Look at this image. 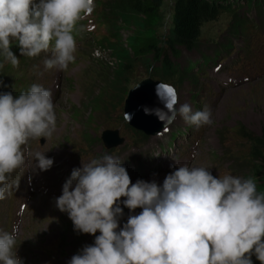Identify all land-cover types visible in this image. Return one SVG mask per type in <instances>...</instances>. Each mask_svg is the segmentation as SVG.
<instances>
[{
  "label": "rangeland",
  "instance_id": "374dc122",
  "mask_svg": "<svg viewBox=\"0 0 264 264\" xmlns=\"http://www.w3.org/2000/svg\"><path fill=\"white\" fill-rule=\"evenodd\" d=\"M115 1L94 0L93 13L99 22L104 21L103 32L109 39L116 33L124 43L131 45L134 62L130 71L118 79L113 78L116 57L107 55L108 46L106 54L93 51L95 47L88 45L94 43V38L82 27L78 32L81 33L79 42L76 41L79 49L66 71H45L43 60L49 54L41 53L35 58L21 56L15 41L11 50L18 57L19 66L13 67L0 56V63H3L0 68V92H12L14 96L26 92L35 83L36 72L50 79L62 74L66 89L65 95L55 105V131L51 137L44 138V144L39 143L41 137L33 145L46 158L50 156L54 159L57 166L54 176L51 177L48 170L44 171L46 181L40 186L39 196L32 201L29 194L28 199L24 195L9 198L10 194H6V198L0 200V221L8 228H12V225L19 228L20 242L16 253L23 264H69L72 256L79 254L84 246L94 244L95 236L76 231L68 214L56 207V199L53 198L57 191L56 183L62 182L72 168L81 167L82 160L88 161L104 154L117 158L124 156V159L132 161L129 157L138 150L170 142L180 137L182 130L190 129V124L179 114L172 123L150 135L130 125L124 117L125 99L130 89L147 78L173 86L177 95V109L180 105L188 104L193 112L205 108L210 110L213 123L203 128L201 137L185 134L182 139H176L183 147L201 143L203 157L199 166L209 168L214 177L225 174L253 177L257 191L264 192V144L258 146L260 157L256 160L252 153L255 137L264 132V60L259 63L248 61L246 52L228 56L235 43L242 45L250 40L252 18L256 20V14L264 13V0L249 5L247 0H239V9L223 10L217 19L205 22L201 27L198 46L191 51L184 47L176 51L167 50L165 39L172 28L174 0H164L159 9L141 14V22L136 26L133 21L123 26V21L109 14L111 3ZM235 13L245 23L237 28V32L233 26ZM114 19L115 22L111 21L110 24V20ZM251 39L256 41V38ZM258 42L262 43V39L259 38ZM229 43L232 45L229 46ZM218 48L227 52L219 50L220 53H217ZM261 51L264 52V49ZM211 54H218L219 58L228 56L227 62L234 66L229 75L236 79L240 77L245 83L218 89L212 78L198 76L195 65L197 72L202 73L209 63L203 57ZM165 55L168 56L167 60H164ZM244 61L247 64L241 65ZM165 62L174 66L171 72L162 71ZM181 70L186 72L182 77L179 74ZM251 75L260 78L244 80ZM40 80L44 81V78ZM114 130L119 131L118 136L124 141L109 149L104 144L103 134ZM31 149L28 153H32ZM28 153L26 161L29 164L33 162V155L29 156ZM253 163L256 168H252ZM35 174L42 176L43 171L38 168ZM166 176L158 175L144 181H155L162 185ZM20 203H26L27 207L20 209ZM120 206L123 208V215L118 218L120 227L130 215H138L142 211L140 208L130 211L122 203ZM99 234L97 232L95 235ZM252 260L253 263H260L255 256Z\"/></svg>",
  "mask_w": 264,
  "mask_h": 264
},
{
  "label": "clouds",
  "instance_id": "9594fccd",
  "mask_svg": "<svg viewBox=\"0 0 264 264\" xmlns=\"http://www.w3.org/2000/svg\"><path fill=\"white\" fill-rule=\"evenodd\" d=\"M93 9L94 0H0V56L18 67L11 50L15 41L21 56L49 54L45 71H66L75 60L76 24ZM164 91L166 111L153 113L162 123H172L177 114L196 127L213 123L209 109L193 112L188 104L176 109L174 89L164 86ZM55 129L49 89L34 83L18 96L0 92V200L19 185V179L10 180L25 164L24 146L51 137ZM34 161L41 171L53 165L39 151ZM81 165L64 183L56 207L68 214L76 231L94 235L95 241L69 264H253V256L264 264V192L257 191L253 177H214L207 167L184 165L158 185L132 183L119 158L109 154ZM121 203L130 211L142 209L122 227ZM16 243L15 227L0 230V264H23Z\"/></svg>",
  "mask_w": 264,
  "mask_h": 264
},
{
  "label": "trees",
  "instance_id": "16d2710c",
  "mask_svg": "<svg viewBox=\"0 0 264 264\" xmlns=\"http://www.w3.org/2000/svg\"><path fill=\"white\" fill-rule=\"evenodd\" d=\"M163 1L164 0H116L114 3H111L109 14H112L116 20L123 21V26H127V23L131 24L132 21L136 26L141 22V14L159 9ZM247 1L250 2L248 4H253L256 3L257 0ZM235 8H240L239 0H174L172 28L165 39L167 50L176 51L179 47H184L190 51L196 49L201 35L202 25L207 21L217 19L219 13L223 10L233 11ZM234 18H236L235 25L233 22V26H235L234 31L237 32V28L243 26L245 23H243L242 19L239 18L236 13L234 14ZM115 19L110 20V24L111 21L114 23ZM102 24L104 25V21H101L98 25L99 30L102 33H96L97 39L95 38V40L97 44H101L103 47L108 46V56L111 54L109 57H116V67L113 69V78L118 79L130 71L131 63L134 62L132 51L130 49L131 45L129 42L124 43L119 34L116 33H113L112 39H109V37L103 32L104 29ZM228 45L231 46V43ZM216 50V52H218L219 50H223V48H218ZM167 58L168 56L165 55L164 60H167ZM163 68V72H171L174 66L169 62L168 64L165 62ZM179 74L182 77L186 72L181 70ZM249 137L251 138V136ZM255 140L256 141L253 142L254 147L252 148V153L253 158L256 160L260 157L258 146H263L264 144V132L262 135L256 136ZM251 166L254 168L255 163ZM235 170L239 169L235 168ZM254 174H256V171Z\"/></svg>",
  "mask_w": 264,
  "mask_h": 264
},
{
  "label": "water",
  "instance_id": "95a60500",
  "mask_svg": "<svg viewBox=\"0 0 264 264\" xmlns=\"http://www.w3.org/2000/svg\"><path fill=\"white\" fill-rule=\"evenodd\" d=\"M164 86L173 88L170 84L162 83L160 80L147 78L129 90L125 99L124 112L130 125L143 130L149 135L165 128L167 124L162 123L157 115L153 114L157 110L162 113L166 111L165 104L168 97L165 94ZM174 92L176 94L175 89ZM175 107L177 109V103ZM118 134V130L103 134V141L107 148L111 149L123 143L124 139H120Z\"/></svg>",
  "mask_w": 264,
  "mask_h": 264
},
{
  "label": "bare ground",
  "instance_id": "6f19581e",
  "mask_svg": "<svg viewBox=\"0 0 264 264\" xmlns=\"http://www.w3.org/2000/svg\"><path fill=\"white\" fill-rule=\"evenodd\" d=\"M251 1V0H250ZM243 2V1H242ZM247 3V2H246ZM248 3H250V2H248ZM249 5V4H248ZM245 14V13H244ZM112 18V17H111ZM115 28H117V27H115ZM96 38V37H95ZM99 38V37H98ZM104 38V37H103ZM102 38V39H103ZM97 39V38H96ZM106 39V38H105ZM102 41V40H101ZM106 52H108V51H106ZM113 53V52H112ZM115 54V53H114ZM108 55V54H107ZM103 56V55H102ZM109 56H111V54L109 55ZM109 58V57H108ZM119 63V62H118ZM159 66V65H158ZM157 66V67H158ZM54 70V69H53ZM156 72V71H155ZM49 73V72H48ZM48 75V74H47ZM67 88V87H66ZM20 94V93H19ZM14 95V94H13ZM65 97V96H64ZM125 117V116H124ZM128 122V121H127ZM62 157V156H61ZM37 206V205H36Z\"/></svg>",
  "mask_w": 264,
  "mask_h": 264
},
{
  "label": "snow or ice",
  "instance_id": "6c2138e0",
  "mask_svg": "<svg viewBox=\"0 0 264 264\" xmlns=\"http://www.w3.org/2000/svg\"><path fill=\"white\" fill-rule=\"evenodd\" d=\"M166 91L168 92L169 95L172 94V90L171 89H166Z\"/></svg>",
  "mask_w": 264,
  "mask_h": 264
}]
</instances>
